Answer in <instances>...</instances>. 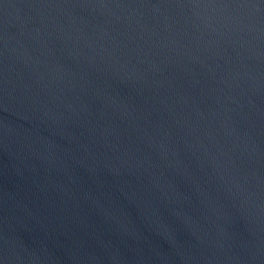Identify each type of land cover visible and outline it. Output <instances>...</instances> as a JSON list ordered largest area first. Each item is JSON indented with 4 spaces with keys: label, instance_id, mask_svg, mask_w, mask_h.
Listing matches in <instances>:
<instances>
[{
    "label": "water",
    "instance_id": "water-1",
    "mask_svg": "<svg viewBox=\"0 0 264 264\" xmlns=\"http://www.w3.org/2000/svg\"><path fill=\"white\" fill-rule=\"evenodd\" d=\"M0 264H264V0H0Z\"/></svg>",
    "mask_w": 264,
    "mask_h": 264
}]
</instances>
